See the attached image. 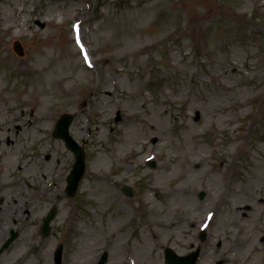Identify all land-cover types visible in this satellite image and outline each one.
Listing matches in <instances>:
<instances>
[{
  "label": "rangeland",
  "instance_id": "obj_1",
  "mask_svg": "<svg viewBox=\"0 0 264 264\" xmlns=\"http://www.w3.org/2000/svg\"><path fill=\"white\" fill-rule=\"evenodd\" d=\"M0 27V264H264V0H0Z\"/></svg>",
  "mask_w": 264,
  "mask_h": 264
},
{
  "label": "water",
  "instance_id": "obj_2",
  "mask_svg": "<svg viewBox=\"0 0 264 264\" xmlns=\"http://www.w3.org/2000/svg\"><path fill=\"white\" fill-rule=\"evenodd\" d=\"M72 116L65 115L59 122L57 130L55 132L56 135H60L65 137L67 140L68 145L74 149L77 155V161L74 164V168L72 170V173L69 175V185H68V191L70 194H73L78 186V183L80 179L83 176L84 170H85V161H84V151L83 149L73 140V138L70 136L68 127L71 123ZM54 213H51L44 223V229H48V225L50 220L53 218ZM11 241V239H10ZM9 243V242H8ZM198 252L194 253L192 256H190L187 260L181 261L180 259L174 258L172 261V264H193ZM184 262V263H182Z\"/></svg>",
  "mask_w": 264,
  "mask_h": 264
},
{
  "label": "bare ground",
  "instance_id": "obj_3",
  "mask_svg": "<svg viewBox=\"0 0 264 264\" xmlns=\"http://www.w3.org/2000/svg\"><path fill=\"white\" fill-rule=\"evenodd\" d=\"M82 32L83 31H82V27H81L80 34H82ZM38 101H42V100H38ZM113 221H114L115 225L121 224L120 220H117V218H114ZM244 264H247V263H244Z\"/></svg>",
  "mask_w": 264,
  "mask_h": 264
}]
</instances>
